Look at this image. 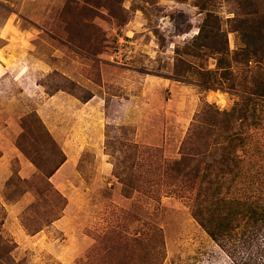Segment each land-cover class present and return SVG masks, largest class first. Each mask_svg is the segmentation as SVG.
Wrapping results in <instances>:
<instances>
[{
    "label": "rangeland",
    "instance_id": "obj_1",
    "mask_svg": "<svg viewBox=\"0 0 264 264\" xmlns=\"http://www.w3.org/2000/svg\"><path fill=\"white\" fill-rule=\"evenodd\" d=\"M233 132L215 240L198 187L165 172L183 143L210 162ZM52 140L66 159L50 185L31 159L47 171ZM250 205L264 209V0H0V264H264Z\"/></svg>",
    "mask_w": 264,
    "mask_h": 264
},
{
    "label": "trees",
    "instance_id": "obj_2",
    "mask_svg": "<svg viewBox=\"0 0 264 264\" xmlns=\"http://www.w3.org/2000/svg\"><path fill=\"white\" fill-rule=\"evenodd\" d=\"M86 100V99H85ZM216 114H219V112H216ZM210 117H208V122L206 126H209ZM41 122V121H40ZM41 126H43L42 122L40 123ZM202 133V132H201ZM238 132H233L230 135H227L223 139H230L229 143L231 144L230 147H226L223 144L221 145V153L217 155V157L211 158L210 162L205 161L206 156L208 155L207 152V145H205L202 152H200V159L195 158L192 156V154H188V150L186 145L183 143L182 149H181V156L178 159H175L171 163L167 164L168 166H171L172 168L167 167V171L165 174L168 175V180L173 183V186L176 190L178 187V184L183 179V176H187L191 178L192 186L198 187L197 192V198L194 203V207L192 210V214L196 221L200 224L201 227H203L207 233L215 240H218L220 236L224 235L227 230L228 223L225 222V216L223 214V207H224V198L220 196V186H221V179L223 178V169L221 166L225 160H236L235 157L232 155L234 153L233 149L236 146H239V142L237 143V137ZM187 140L190 141L189 136L186 137ZM204 142L207 139V136L202 133V137ZM222 139V140H223ZM235 139V140H234ZM218 142V141H217ZM52 144V147H54L56 155L53 158L52 165L46 169L47 171H42V167H40L33 159H31L32 163L36 166L38 171L41 173V175L44 177L46 182L50 184L49 178L52 176V174L57 170V168L63 164L66 157L63 151L59 148V146L52 140L50 142ZM17 145L19 148L26 153L25 149L22 147V145L17 140ZM131 146V148L136 149L138 146L136 143L128 144ZM195 160L196 162H199L195 168H189L191 161ZM125 162V161H124ZM133 163V162H132ZM218 164L217 171L215 173L211 174V171L204 172L201 170L200 166L211 167L212 169ZM130 168H132V165H130ZM210 168V170H211ZM114 175L119 179L123 186V193L127 190V194L129 193V187L132 186L134 182H132L131 179V172L130 174L120 175V173L116 172L114 170ZM51 185V184H50ZM51 188H53L51 186ZM126 194V193H125ZM207 194V196H206ZM212 195V199H208V196ZM209 201V202H208ZM260 205H257L259 207ZM247 209H249V215L252 220V223H258L262 222L264 220V217L261 218L259 212L264 214V209H261L260 211H257V208L254 206H248ZM239 206L233 209V213L239 214ZM259 214V216H257ZM237 216V215H236ZM5 251H0V259L3 258V254Z\"/></svg>",
    "mask_w": 264,
    "mask_h": 264
}]
</instances>
